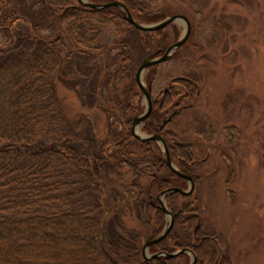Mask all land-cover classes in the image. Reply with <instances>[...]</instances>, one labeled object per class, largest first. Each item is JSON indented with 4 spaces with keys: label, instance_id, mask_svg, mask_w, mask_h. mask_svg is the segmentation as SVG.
Wrapping results in <instances>:
<instances>
[{
    "label": "trees",
    "instance_id": "trees-1",
    "mask_svg": "<svg viewBox=\"0 0 264 264\" xmlns=\"http://www.w3.org/2000/svg\"><path fill=\"white\" fill-rule=\"evenodd\" d=\"M121 1L143 23L179 14L168 7L160 10L162 0ZM168 27L142 31L119 6L0 0V33L6 37L0 42V264L187 263L180 261L187 253L151 260L143 256L144 238L164 229L158 192L181 177L167 166L157 141H142L131 133L133 118L143 112L137 69L146 57L162 55L174 43ZM110 28L112 39L107 37ZM43 29L54 35H43ZM191 35L172 59L180 56ZM153 76L150 72L149 83ZM198 81L197 72L187 70L173 78L168 93L154 99L145 129L158 132L167 112L176 109L173 121L193 107ZM61 87L75 91L83 106L105 113L104 140L94 119L69 118ZM166 136L173 159L187 166L195 161L191 144ZM123 166L131 169L135 182L116 186L120 178L113 177ZM131 187L133 195L127 198ZM180 197L175 192L168 198L175 222L151 252L188 246L198 257L196 264H233L202 226L195 230L200 208L191 198ZM133 215L145 233L129 228L127 216Z\"/></svg>",
    "mask_w": 264,
    "mask_h": 264
},
{
    "label": "rangeland",
    "instance_id": "rangeland-1",
    "mask_svg": "<svg viewBox=\"0 0 264 264\" xmlns=\"http://www.w3.org/2000/svg\"><path fill=\"white\" fill-rule=\"evenodd\" d=\"M157 6L185 14L192 23L191 40L180 56L146 70L144 82L148 84L150 72L154 74L153 98L160 99L176 76L186 70L198 74L200 89L190 102L194 106L183 110L165 128L176 140L192 145L197 161L198 198L190 197L201 212L200 220L194 222L195 230L202 226L233 264H264V0H162ZM112 29L107 34L110 39ZM167 31L170 43L176 42L185 34L186 23L176 21ZM41 33L54 35L48 29ZM0 42H6L2 33ZM60 95L72 121L82 116L92 118L100 140L108 136L102 110L83 106L73 90L61 87ZM140 104L144 111V97ZM139 133L150 132L142 125ZM117 168L119 175L113 178L120 180L116 186L135 182L131 169ZM133 188L124 196L131 198ZM127 223L130 229L146 232L134 215L127 216ZM169 223L166 215L163 228ZM192 258L188 253L180 261L190 264Z\"/></svg>",
    "mask_w": 264,
    "mask_h": 264
},
{
    "label": "water",
    "instance_id": "water-1",
    "mask_svg": "<svg viewBox=\"0 0 264 264\" xmlns=\"http://www.w3.org/2000/svg\"><path fill=\"white\" fill-rule=\"evenodd\" d=\"M79 2L82 4H85V5L93 8V9H103V8H107V7H111V6H119L125 11L127 21H129L131 24H133L135 27H137L138 29H140L142 31L161 30V29L166 28L170 24H172L176 21H180V20H182L186 23V32L180 39H178L176 42L171 44L162 55L148 56L139 65V67L137 69V73H136V81H137L140 89L142 90V92L144 94V98L146 100V109L144 110V112H142L139 115H136L133 118L131 133L135 138L142 140V141L155 140V141L159 142L161 147L163 148L164 159H165V162L168 165V167L172 171H174L177 175L189 180L190 188L188 190H185L181 187H172V188H169L166 191V193L181 192L182 194H191L193 192L194 186H195L194 179L190 174H188L184 171H181L177 168V166L175 165V163L172 160L171 153L169 150V146H168L165 138L159 133H153V134H149V135H143V134L139 133L140 126L151 115L152 110H153V106H154V100H153V94H152V83L146 84L144 82L145 71L148 70L149 68L155 66V65H158V64H161L163 62L170 60L172 58L173 54L184 45V43L188 40V38L191 35V31H192L191 20L185 14H169L168 16H166L165 18H163L162 20H160L158 22L143 23V22H140L137 19H135V17L133 16L131 10L128 8L126 3L121 1V0H113L110 2H106V3H96V2H91L89 0H79ZM170 119H171V117L168 118L164 123H167ZM160 200H161V207L165 211V214L167 216H170V223L168 224V226L164 229V231L159 236H157L155 238L149 237L146 240V242L143 246L144 258L146 260H150V259L157 258L160 256L175 257V256H178V255L183 254V253H191L193 256L191 264H196V261H197L196 254L194 253V251L192 249L187 248V247L181 248L175 252L163 251V252H156L150 256L148 255L149 248L153 244L162 241L169 234V232L173 228L174 221H175V216H174L173 211L167 206V195L164 198H161Z\"/></svg>",
    "mask_w": 264,
    "mask_h": 264
},
{
    "label": "flooded vegetation",
    "instance_id": "flooded-vegetation-1",
    "mask_svg": "<svg viewBox=\"0 0 264 264\" xmlns=\"http://www.w3.org/2000/svg\"><path fill=\"white\" fill-rule=\"evenodd\" d=\"M168 91H169V87H167V88H165V90L163 91V96H165L167 93H168ZM153 108H154V106H153ZM176 110V109H175ZM175 110H173L172 111V113L170 114V116L168 117V118H170L171 117V119L167 122V123H164L168 118H165L164 120H163V123H162V125L160 126V130L158 131V132H156V133H159V134H161L164 138H165V140H166V135L167 134H169L166 130H165V128H166V126H167V124L172 120V118H173V113L175 112ZM165 131V132H164ZM164 134H163V133ZM166 142H167V140H166ZM202 142H204V143H206V145H207V147H210V145H209V143L207 142V141H202ZM167 144H168V142H167ZM168 146H169V144H168ZM169 150H170V148H169ZM170 153H171V151H170ZM172 156V155H171ZM172 159H173V156H172ZM194 160H196V159H194ZM173 161L175 162V164H176V166H177V168L179 169V170H181V171H184V172H186V173H188V174H190L192 177H193V179H194V182H195V186H194V190H193V192L191 193V194H182L181 192H178L180 195H181V197H184V198H190V197H192V198H198V194H197V192H198V187H199V184H200V182H199V175L194 171V167H197L198 165H197V161H194L193 163H188V166L187 165H185V164H182V163H180V162H177L176 160H175V158L173 159ZM174 172V171H173ZM179 176V175H178ZM181 177V176H180ZM172 187H181V188H183V189H185V190H188L189 188H190V182H189V180H187V179H185V178H183V177H181V179H179L177 182H176V184H170L169 186H168V188H166V189H163V190H160L159 192H158V198L159 199H161V198H164L166 195H167V200H168V198H170V196L173 194V193H166V191L169 189V188H172ZM175 193V192H174ZM171 209V208H170ZM172 210V209H171ZM173 211V210H172ZM174 213V212H173ZM174 216H175V214H174ZM175 222V221H174ZM200 226L198 225L197 226V228H196V230H198V228H199ZM172 230V229H171ZM151 238H153V237H151ZM185 247H187V248H190V249H192L191 247H188V246H185ZM193 250V249H192ZM152 254L153 253H156V252H151ZM151 260V259H150ZM197 260H198V257H197ZM196 263H197V261H196Z\"/></svg>",
    "mask_w": 264,
    "mask_h": 264
}]
</instances>
